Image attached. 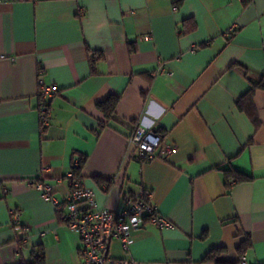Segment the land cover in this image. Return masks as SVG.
Listing matches in <instances>:
<instances>
[{
  "label": "crops",
  "instance_id": "crops-1",
  "mask_svg": "<svg viewBox=\"0 0 264 264\" xmlns=\"http://www.w3.org/2000/svg\"><path fill=\"white\" fill-rule=\"evenodd\" d=\"M40 69L59 87L45 128ZM262 78L264 0H0V264H79L81 237L30 181L66 202L82 160L96 208L123 211L144 188L169 222L147 220L129 251L114 239L113 258L234 263L250 235L246 260L264 264V88L247 96ZM138 125L174 152L138 161ZM230 167L252 179L228 187Z\"/></svg>",
  "mask_w": 264,
  "mask_h": 264
},
{
  "label": "built area",
  "instance_id": "built-area-1",
  "mask_svg": "<svg viewBox=\"0 0 264 264\" xmlns=\"http://www.w3.org/2000/svg\"><path fill=\"white\" fill-rule=\"evenodd\" d=\"M59 87L55 84H46L43 70L39 76V113L43 128L51 121V101L58 94ZM130 143L135 147V157L138 161L147 162L158 157H169L174 148L166 142V136L143 125L136 126L132 132ZM72 190L66 202L59 201L53 196L52 187L39 181L30 183L42 192V197L52 200L56 209L61 213L64 223L73 231L77 232L82 239L79 250V264H140L133 259H116L110 255L111 243L114 239L120 240L125 251H129L134 243L133 232L141 228L148 220L160 227L169 225L158 211V207L152 203L153 192L141 189L137 195L126 197L127 207L120 212L109 209L96 208L94 193L85 188L70 173ZM12 224L18 229L20 243L28 238L29 230L20 225L21 216L18 210H11ZM36 260L43 258L41 251L36 252ZM242 264H249L246 257Z\"/></svg>",
  "mask_w": 264,
  "mask_h": 264
},
{
  "label": "trees",
  "instance_id": "trees-1",
  "mask_svg": "<svg viewBox=\"0 0 264 264\" xmlns=\"http://www.w3.org/2000/svg\"><path fill=\"white\" fill-rule=\"evenodd\" d=\"M257 88H264V78H262L258 82L253 83L252 88H251L250 92L247 94V96L251 97L254 90ZM118 102H119V97L118 96H112L107 101H105L99 105V108L102 110V112L104 113V115L108 121L114 117V115L116 113ZM83 162H84V160L81 161V163L78 167H73V173H74L75 178H80L81 168H82ZM222 171L225 175L226 185L228 187H230L231 182L233 180L235 183H238V182L248 181V180L252 179V176L245 174L244 172H242V171H240L234 167L226 168V169H223ZM251 242H252V239H251L250 235H248L241 242L240 246L238 247V253L240 255V260L237 262L228 263V262H222L220 260H217L216 256H217L218 252L221 250L213 251L210 255H208L207 259L208 260H212V259L214 260L215 259L216 264H242L241 262H242V259L245 257V252L252 245ZM37 263L35 262V264H37Z\"/></svg>",
  "mask_w": 264,
  "mask_h": 264
}]
</instances>
